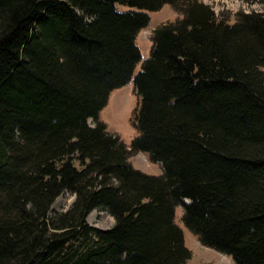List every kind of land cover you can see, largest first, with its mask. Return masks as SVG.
<instances>
[{
    "label": "trees",
    "instance_id": "trees-1",
    "mask_svg": "<svg viewBox=\"0 0 264 264\" xmlns=\"http://www.w3.org/2000/svg\"><path fill=\"white\" fill-rule=\"evenodd\" d=\"M165 5L179 18L142 61ZM263 69L264 5L230 19L201 0H0V264H186L178 206L202 246L264 264ZM131 79L126 146L99 114ZM100 209L108 230L87 223Z\"/></svg>",
    "mask_w": 264,
    "mask_h": 264
},
{
    "label": "rangeland",
    "instance_id": "rangeland-1",
    "mask_svg": "<svg viewBox=\"0 0 264 264\" xmlns=\"http://www.w3.org/2000/svg\"><path fill=\"white\" fill-rule=\"evenodd\" d=\"M205 4L210 5L218 15L221 12L226 14L230 19L238 12H263L264 0H201ZM120 11H127V7L119 6ZM149 16L148 26L141 30L136 38V45L141 54V60L144 61L150 55L152 47L153 30L161 25L176 21L179 16L165 5L159 11L147 12ZM141 67V63L137 64L134 74ZM264 70V69H263ZM140 97L137 94L133 79L120 89L113 91L108 99L107 105L99 114V120L102 121L107 132L117 136L123 144L129 146L134 138L138 136L136 127V114L139 108ZM92 126L93 123L89 121ZM133 168L152 176L162 174L160 165L150 163L145 153L132 154L129 158ZM73 195L69 192H63L51 206L52 213L66 211L73 202ZM189 200H184L188 203ZM182 207L175 208V223L183 231L184 245L191 252V259L186 264H234L232 259L213 249L202 246L197 238L190 233L181 222ZM87 223L90 227L97 230H108L113 224V218L106 210H94L87 217Z\"/></svg>",
    "mask_w": 264,
    "mask_h": 264
}]
</instances>
